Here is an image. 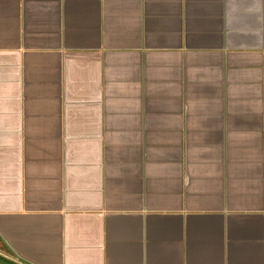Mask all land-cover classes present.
I'll use <instances>...</instances> for the list:
<instances>
[{
    "label": "crops",
    "instance_id": "0c3cea01",
    "mask_svg": "<svg viewBox=\"0 0 264 264\" xmlns=\"http://www.w3.org/2000/svg\"><path fill=\"white\" fill-rule=\"evenodd\" d=\"M17 261L264 264V0H0Z\"/></svg>",
    "mask_w": 264,
    "mask_h": 264
},
{
    "label": "built area",
    "instance_id": "2783aa9c",
    "mask_svg": "<svg viewBox=\"0 0 264 264\" xmlns=\"http://www.w3.org/2000/svg\"><path fill=\"white\" fill-rule=\"evenodd\" d=\"M16 263H19L20 264L21 262L20 261H17Z\"/></svg>",
    "mask_w": 264,
    "mask_h": 264
},
{
    "label": "trees",
    "instance_id": "16d2710c",
    "mask_svg": "<svg viewBox=\"0 0 264 264\" xmlns=\"http://www.w3.org/2000/svg\"><path fill=\"white\" fill-rule=\"evenodd\" d=\"M5 261V260H4Z\"/></svg>",
    "mask_w": 264,
    "mask_h": 264
},
{
    "label": "water",
    "instance_id": "95a60500",
    "mask_svg": "<svg viewBox=\"0 0 264 264\" xmlns=\"http://www.w3.org/2000/svg\"><path fill=\"white\" fill-rule=\"evenodd\" d=\"M5 264V263H4Z\"/></svg>",
    "mask_w": 264,
    "mask_h": 264
}]
</instances>
